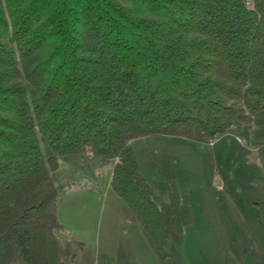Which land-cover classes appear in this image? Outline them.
I'll return each mask as SVG.
<instances>
[{"label":"trees","instance_id":"16d2710c","mask_svg":"<svg viewBox=\"0 0 264 264\" xmlns=\"http://www.w3.org/2000/svg\"><path fill=\"white\" fill-rule=\"evenodd\" d=\"M264 129V0H0V264H66L61 160L109 186L155 248L195 222L155 201L132 141Z\"/></svg>","mask_w":264,"mask_h":264},{"label":"rangeland","instance_id":"374dc122","mask_svg":"<svg viewBox=\"0 0 264 264\" xmlns=\"http://www.w3.org/2000/svg\"><path fill=\"white\" fill-rule=\"evenodd\" d=\"M155 201L171 181L194 225L155 248L138 216L109 186L112 161L69 156L54 172L66 264H264V129L245 125L201 140L156 134L134 139Z\"/></svg>","mask_w":264,"mask_h":264}]
</instances>
